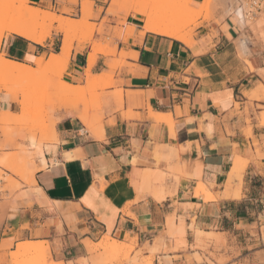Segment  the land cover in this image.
<instances>
[{"label":"crops","instance_id":"1","mask_svg":"<svg viewBox=\"0 0 264 264\" xmlns=\"http://www.w3.org/2000/svg\"><path fill=\"white\" fill-rule=\"evenodd\" d=\"M42 1L54 2L31 0ZM237 10L223 17L218 8V22L204 21L192 44L142 33L128 21L134 34L116 39L129 63L120 75L122 108L112 102L92 129L81 115L61 118L58 142L44 150L45 163L40 155L35 161L41 166L31 184L22 183L9 202L0 193V264H11L24 241H49L54 261L80 264L83 241L104 235L136 237L153 264H264V36L247 31L241 50ZM53 44L9 35L2 49L35 67L37 58L60 53L62 42L59 51ZM73 49L68 74L76 76L88 70L91 53L86 58L89 47L77 43ZM10 94L0 93V112H19ZM165 155L180 157L184 175L157 201L143 176L165 171ZM243 161L242 177L231 179Z\"/></svg>","mask_w":264,"mask_h":264},{"label":"rangeland","instance_id":"2","mask_svg":"<svg viewBox=\"0 0 264 264\" xmlns=\"http://www.w3.org/2000/svg\"><path fill=\"white\" fill-rule=\"evenodd\" d=\"M156 1L54 0V2H48L46 5L43 1L41 3H30L31 6H39L58 15L74 19V23L70 26V35L74 43H77L80 49L89 47L86 58L88 54L96 52L97 61L91 69L94 75L91 76L92 78L87 76L86 66L82 67L76 76L68 74L71 57L68 62L62 63L50 60L43 67L39 68L35 65L33 73L28 77L12 78V83H18L17 86L20 89L15 93L17 94L15 101L19 105V112L10 116L5 112H0V121L7 117L12 120L10 123L0 122V193L6 202H9L15 196V192L22 187V183L31 184L29 162L33 160L37 161L38 164L39 150L50 149L51 146L57 144L56 126L61 118L86 115L89 122L96 127L104 123L107 110L112 102L117 106L116 109L122 108L123 80L120 75L122 69L129 63L127 58L123 56V51L118 49L116 39L126 40L134 34L131 33L135 31L136 26L129 24L128 21L140 23L142 26L140 32H142L144 30L143 22L134 18V15L151 13L154 10ZM177 1L181 8L186 9V12L176 23L183 25V33H186L192 41H194L193 38L196 35L197 28L204 21L211 22L215 20L218 22L215 18L217 15L215 12L218 8H222L227 12L222 13L223 17L231 15L235 8L239 9L241 7L243 9V13H239L243 17L240 23L242 35L237 40V42H240L239 47L241 50L246 44V39L250 38L247 31H250L256 38L264 36V7L254 15L246 16L245 12L252 8L247 0H204L200 8L194 7L192 0ZM85 2L88 7H92V15L87 19L81 18V11ZM20 6L21 4L17 3L15 8L18 9ZM1 12L0 10V19H2ZM104 12H106V15L100 19V15ZM109 16L113 18L111 19ZM39 22L41 24L40 30L51 29L56 25V23L52 25V22L47 19ZM9 35L19 36L5 34L0 46V53L6 58L8 57L2 49V45L5 37ZM62 37V33L53 29L45 42L53 40L54 50L59 51ZM43 56L49 59L51 54ZM100 56L103 58L99 61ZM4 78L0 74V81H4ZM3 92L11 95L8 92ZM259 108L262 110L261 116L264 121V106H259ZM25 154L29 155L27 160L23 159ZM162 159L169 163L168 168L165 171L162 170L165 176L164 182L168 188L167 185L170 184L172 179L177 182L178 177L184 175V173L178 164L180 162L179 156L165 155ZM39 166L41 165H38V168ZM200 188L199 184L195 190ZM174 219L176 218L174 217ZM108 237L114 238L123 244L124 248L120 253L95 251L91 255L86 249L85 257L79 259L78 262L80 264H151L150 262L153 261L151 257L144 255V248L139 247L136 237L127 235L124 240H120L117 237L104 235L98 240H89L92 242L91 244L96 245L100 241L107 240ZM86 241L87 239L83 241L84 246H86ZM19 244L15 245V250L18 249ZM38 245L39 251L36 250V252L34 251L23 257L17 256V251L11 252V264H52L51 243L41 241L38 242ZM47 247L49 250H47Z\"/></svg>","mask_w":264,"mask_h":264},{"label":"bare ground","instance_id":"3","mask_svg":"<svg viewBox=\"0 0 264 264\" xmlns=\"http://www.w3.org/2000/svg\"><path fill=\"white\" fill-rule=\"evenodd\" d=\"M17 3L21 4L20 8L18 9L15 8V5ZM30 3L33 2H31V0H0V10L2 11L1 12L2 19H0V46L6 33L16 34L33 42L43 44L47 36H49L51 31L55 29L59 32H62L64 35L60 53L52 54L49 59H46L44 56H41L36 59L35 65L40 68L47 65L50 62V60L55 62H62V63L68 62L74 45V40L70 35L71 32L70 26L74 23V19L62 15H58L52 11L45 10L39 6L38 7L31 6ZM46 3L47 2H44L45 5ZM183 8H181V5L179 6L177 0H170V1L157 0L155 2L154 10L151 13L136 14L134 15V18L141 20L143 22L144 31H142V33L153 32L156 34L166 35L175 38L187 44H192L193 41L190 40L186 35V33H183L182 31L183 25L176 23L178 20L181 19L184 12H186L185 11L186 9ZM240 8L238 10L243 13V9ZM91 15H92V7H88V4L85 2L82 7V18L87 19ZM45 19L50 20L52 22V25L56 23L55 27H52L51 29L40 30L41 24L39 21ZM132 30L134 29L132 28ZM133 33L134 32H132L131 34ZM123 56H127V53H124ZM96 58H97L96 52L91 53L89 55L88 70L86 71L87 76L89 78H92L91 76H94L91 72V69L96 62ZM34 69L35 68L31 65L20 63L15 60L6 58L3 54L0 53V74H2L5 77L4 78L5 80L3 79L4 81H0V92L5 91L9 93H17L18 90L20 91V89L17 86L18 83H12L13 81L12 78L28 77L33 73ZM89 78L87 79L90 80ZM6 114L9 116L15 115V113H6ZM151 116L157 120H166L169 121V123H171L169 115L152 112ZM80 117L90 129L93 128L92 124L89 122V119L87 118L86 115H81ZM11 121L12 120L7 117L1 119L0 122L10 123ZM39 153L41 159L45 163L46 162L45 151L42 149L39 150ZM28 158H29L28 154L23 155L24 160H27ZM248 163L249 162H247V165ZM29 164H30V176L33 179L34 174L38 169V167L35 161L33 160L29 162ZM246 167L247 166L244 161L242 164H238V165L236 164L230 173L231 179L234 180L236 178L240 179ZM143 180L149 186L148 188L149 194L153 196L157 201H163L169 195H171L170 191L165 185L164 182L165 176L163 174V171L159 169L150 170L143 176ZM202 187L203 190L201 191L200 194H203V191L206 189L204 185H202ZM91 243L92 242L89 239H87L85 246L87 252L91 255L95 251H103L104 253H108V252L120 253L121 250H123L124 248L121 242H119L114 238H109V237L107 238V240L100 241L96 245H93ZM38 246L39 245L36 242L24 241V243L19 244V247L16 250L17 256L23 257L28 254L30 255V253H33L34 251L36 252V250L39 251ZM47 250H49L48 247ZM150 263L153 264L152 262ZM52 264H64V263L56 262L52 260Z\"/></svg>","mask_w":264,"mask_h":264},{"label":"built area","instance_id":"4","mask_svg":"<svg viewBox=\"0 0 264 264\" xmlns=\"http://www.w3.org/2000/svg\"><path fill=\"white\" fill-rule=\"evenodd\" d=\"M250 2L251 5V9H249L248 11H246V16L248 15H254V13L261 11L264 7V0H247ZM242 9V8H240ZM237 16L240 20L243 19V17L241 15H239V10H237Z\"/></svg>","mask_w":264,"mask_h":264},{"label":"snow or ice","instance_id":"5","mask_svg":"<svg viewBox=\"0 0 264 264\" xmlns=\"http://www.w3.org/2000/svg\"><path fill=\"white\" fill-rule=\"evenodd\" d=\"M28 58H29V59H33V57H31V56H30V57H28Z\"/></svg>","mask_w":264,"mask_h":264}]
</instances>
